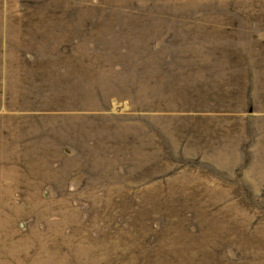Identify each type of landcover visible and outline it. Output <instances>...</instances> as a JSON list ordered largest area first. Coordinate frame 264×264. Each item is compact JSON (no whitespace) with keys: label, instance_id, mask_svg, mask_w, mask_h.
Instances as JSON below:
<instances>
[{"label":"rangeland","instance_id":"374dc122","mask_svg":"<svg viewBox=\"0 0 264 264\" xmlns=\"http://www.w3.org/2000/svg\"><path fill=\"white\" fill-rule=\"evenodd\" d=\"M0 264H264V0H0Z\"/></svg>","mask_w":264,"mask_h":264}]
</instances>
